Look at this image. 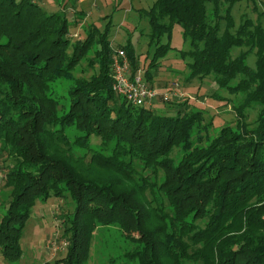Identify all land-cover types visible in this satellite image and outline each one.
Wrapping results in <instances>:
<instances>
[{
    "label": "trees",
    "instance_id": "1",
    "mask_svg": "<svg viewBox=\"0 0 264 264\" xmlns=\"http://www.w3.org/2000/svg\"><path fill=\"white\" fill-rule=\"evenodd\" d=\"M236 1L154 0L144 10L157 44L143 70L150 85L151 68L170 49L161 37L178 23L190 44L183 51L190 78L213 76L238 96L235 124L194 145V129L208 135L213 126L205 109L167 114L114 91L109 27L90 24L74 40L66 12L0 0V153L12 161L5 178L12 199L0 220L5 255L20 256L38 198L69 194L70 264L86 263L95 230L110 224L134 243L128 256L139 264H264V24L259 15L236 25ZM122 47L132 71L141 69L134 45ZM85 61L94 72L78 76ZM58 80L70 81L68 109L54 95ZM71 127L79 134L73 141Z\"/></svg>",
    "mask_w": 264,
    "mask_h": 264
},
{
    "label": "rangeland",
    "instance_id": "2",
    "mask_svg": "<svg viewBox=\"0 0 264 264\" xmlns=\"http://www.w3.org/2000/svg\"><path fill=\"white\" fill-rule=\"evenodd\" d=\"M49 12H66L71 21V38L84 39L90 24H95L104 30L109 27L110 38L114 48L113 56L122 45L132 43L139 54L141 69L149 68V62L154 55L157 44L150 43L152 31L149 17L144 10L150 9L154 0H37ZM232 14L236 25L245 17L256 20L261 15L264 24V0H238L233 6ZM162 43H170V49L157 59L153 85L158 88L160 97L154 102L152 109L167 114H174L179 109L190 110L194 107L205 109L206 122L213 117V126L208 135L205 131L194 129L192 142L194 145L203 142L207 144L219 127L226 123L236 122L234 104H238V96L219 88L213 76L200 79L190 78V57L183 53L190 48L183 34V27L175 23L171 33H164ZM240 49L234 50L237 55ZM256 55L252 54L248 61L254 65ZM81 66L84 71L78 76L91 75L94 72L91 64L85 61ZM143 71V72H144ZM70 81L58 80L52 83L54 95L70 105L68 88ZM165 91L176 92L170 99H165ZM60 95V96H59ZM256 117V111H251L250 121ZM67 129L71 140H75L77 131L74 127ZM203 136V137H202ZM100 140L92 139V145L101 149ZM78 151L83 149L75 147ZM7 150V149H6ZM108 153L111 150H106ZM178 152V151H177ZM78 153V152H77ZM183 153L181 149L179 154ZM180 156V155H179ZM12 163L7 154L0 153V220L5 215L12 199V188L5 184L8 166ZM134 165L144 173L140 162ZM74 202L71 195H50L47 199L38 198L31 208L22 233L19 238L20 256L11 259L0 249V264H70L68 262L69 240L67 215L72 213ZM67 235V236H66ZM137 235V233L135 234ZM131 242L118 224L99 225L94 232L89 257L84 264H139L137 259H131L128 253L133 249Z\"/></svg>",
    "mask_w": 264,
    "mask_h": 264
},
{
    "label": "built area",
    "instance_id": "3",
    "mask_svg": "<svg viewBox=\"0 0 264 264\" xmlns=\"http://www.w3.org/2000/svg\"><path fill=\"white\" fill-rule=\"evenodd\" d=\"M113 89L135 105H152L160 97L158 88L150 85L142 69L132 71L130 58L125 49H118L112 62ZM176 92L165 91L164 98L170 99Z\"/></svg>",
    "mask_w": 264,
    "mask_h": 264
}]
</instances>
